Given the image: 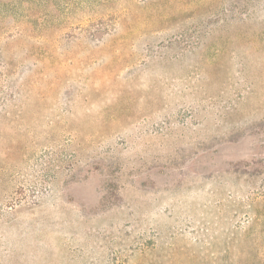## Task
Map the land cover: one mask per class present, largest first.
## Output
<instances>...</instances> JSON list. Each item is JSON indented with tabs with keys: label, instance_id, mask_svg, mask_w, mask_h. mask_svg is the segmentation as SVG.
I'll list each match as a JSON object with an SVG mask.
<instances>
[{
	"label": "rangeland",
	"instance_id": "obj_1",
	"mask_svg": "<svg viewBox=\"0 0 264 264\" xmlns=\"http://www.w3.org/2000/svg\"><path fill=\"white\" fill-rule=\"evenodd\" d=\"M0 264H264V0H0Z\"/></svg>",
	"mask_w": 264,
	"mask_h": 264
}]
</instances>
